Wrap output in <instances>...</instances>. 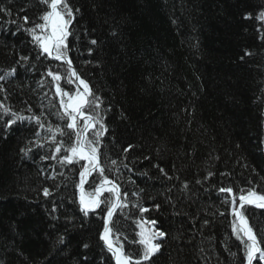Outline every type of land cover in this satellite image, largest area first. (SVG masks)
Segmentation results:
<instances>
[{
  "label": "trees",
  "instance_id": "16d2710c",
  "mask_svg": "<svg viewBox=\"0 0 264 264\" xmlns=\"http://www.w3.org/2000/svg\"><path fill=\"white\" fill-rule=\"evenodd\" d=\"M67 2L80 9L68 57L102 101L89 114L107 126L99 138L103 175L128 192V208L109 225L114 243L140 253L136 221L145 218L166 233L146 264H247L244 242L232 230L230 195L219 189L264 193V0ZM0 5L12 12H0V102L24 116L43 113L46 125L25 120L5 129L10 117L0 111V264H116L100 239L104 205L87 216L80 210L79 173L88 162L59 163L63 151L54 152L47 131L49 123L68 131L47 70L59 72L60 88L73 96L78 83L65 62L40 54L12 23L26 15L31 27L46 8L39 0ZM37 131L44 146L25 156L21 149ZM87 136L93 139L94 130ZM56 138L65 148L74 141ZM53 154L57 160L42 159ZM101 179L92 172L85 197ZM242 211L264 247V209ZM253 264L264 261L258 255Z\"/></svg>",
  "mask_w": 264,
  "mask_h": 264
},
{
  "label": "snow or ice",
  "instance_id": "6c2138e0",
  "mask_svg": "<svg viewBox=\"0 0 264 264\" xmlns=\"http://www.w3.org/2000/svg\"><path fill=\"white\" fill-rule=\"evenodd\" d=\"M39 2L46 8L43 14L38 18L41 22H33L31 27H25V25L29 23V18L25 15L20 18L23 21L22 24H18L16 20H13L12 23L17 25L18 30L22 29L31 35L33 43H36L40 49V54H47L49 57L65 62L71 69V77L75 78L71 80V82L76 83L78 81L76 94L73 96L60 88L59 81L62 79L60 73L53 72L51 69L47 70V75L51 76L53 80L57 82L56 91L61 96L60 104L63 108V113L60 114L61 118H67V123L65 125V128L68 130L67 132H65V129L59 127L53 128L50 123L47 125V131L51 134V140L55 146L54 152L61 153L63 151V155L59 157L58 162L61 164H73L74 161L78 163L80 160L88 162V166L83 167V170L79 173L80 184L78 187L81 189L79 198V203L81 205L80 210L87 216L90 212L101 209V205L103 204L104 207L101 210L105 212V224L100 239L105 242L116 264H146V262H149L153 256L160 252L162 246L160 240L166 236V233L162 230L155 229L157 223L155 220L141 218L136 221L137 226L140 228L139 233H137L139 237L137 243L142 248L140 253L136 255L125 253L123 244L117 246L114 243L109 222L118 211L122 213L124 209L128 208L129 205L124 202L128 198V192L124 191L122 193L120 185L115 180H109L107 176L103 175L105 169L100 166L99 138L107 131V126L103 123V118L98 114H89L90 111L98 109L102 101L91 91L88 82L82 79L75 69L72 68V61L68 57L69 49L67 39L72 35L69 29L76 15L79 14L80 9H73L68 4L67 0H39ZM24 10L25 9H21L20 11ZM0 12L8 16L12 15L11 10L4 8L2 5H0ZM259 17L264 20V12L259 13ZM90 44L96 45L97 41L93 39L90 41ZM89 52L91 53V49H89ZM245 55H251V53L246 52ZM28 59L29 57L27 56L20 57L21 61H27ZM14 72V68L10 70V73ZM3 79L4 77L0 76V80ZM0 90H2V86H0ZM64 97H67V103ZM0 111H2L4 115L10 117L4 124L5 129L11 128L12 125L17 122H23L25 120L34 121L40 129H44L46 126L42 118L43 113H41V115L33 114L24 116L12 112L11 108L6 107L2 102H0ZM28 111L31 112V108H29ZM97 125H99V130H96ZM90 129L94 130L93 139H89L87 136ZM56 133H59L61 136L67 134L70 139L74 137V141L69 147L65 148L63 147L64 141L62 139L57 140ZM35 136L37 137L35 141H28V145L21 149L25 156H27L33 148H41L44 146L39 140V131L35 133ZM129 148H131V145H129ZM125 151H128V149H125ZM42 159L57 160V156L53 154L50 157H42ZM111 164L115 166L117 161L112 160ZM124 167H127V164H125ZM160 171L163 173V169H160ZM92 172H97L102 179L99 185L94 187L93 193L85 197L83 185L85 183V178L91 175ZM208 175L211 176L212 173ZM184 187L186 188L187 185H184ZM239 191L240 194L237 196L233 194V189L231 187L219 189L220 193L230 195V201L226 202H230L232 206V215L234 216L232 230L237 238L244 242L247 264H253V261L257 259V254L259 255V260L264 261V247L260 246V240L257 239L253 228L249 225L248 219L241 209H243L246 204L264 209V193L257 192L254 187L247 190L246 193L244 189H240ZM104 192L110 194L109 199H101ZM43 194L44 196H48L50 194L49 189H43ZM132 195L138 196V193H133ZM238 201L239 203H237ZM134 206L140 213L149 211L139 204ZM155 207L158 209L159 205ZM221 215L223 214L221 213ZM205 223H207V221ZM146 225L148 227H146ZM60 242H63V237L60 238ZM84 247L87 248L88 245L85 244Z\"/></svg>",
  "mask_w": 264,
  "mask_h": 264
},
{
  "label": "water",
  "instance_id": "95a60500",
  "mask_svg": "<svg viewBox=\"0 0 264 264\" xmlns=\"http://www.w3.org/2000/svg\"><path fill=\"white\" fill-rule=\"evenodd\" d=\"M77 72V71H76ZM78 73V72H77ZM79 74V73H78ZM82 87V86H81ZM100 165H101V161H100ZM89 177H90V175L88 176V178H87V180L85 181V183H84V185H83V189H84V187H85V184L87 183V181H88V179H89ZM80 192H81V189H80ZM237 203H239V201L237 202ZM247 205V204H246ZM241 211H242V209H241ZM111 222V221H110ZM110 222H109V224H110ZM250 225V224H249ZM105 243V242H104ZM258 255V254H257ZM114 261H115V259H114ZM254 262V261H253ZM116 263V262H115Z\"/></svg>",
  "mask_w": 264,
  "mask_h": 264
},
{
  "label": "bare ground",
  "instance_id": "6f19581e",
  "mask_svg": "<svg viewBox=\"0 0 264 264\" xmlns=\"http://www.w3.org/2000/svg\"><path fill=\"white\" fill-rule=\"evenodd\" d=\"M252 206H254V205H252Z\"/></svg>",
  "mask_w": 264,
  "mask_h": 264
}]
</instances>
